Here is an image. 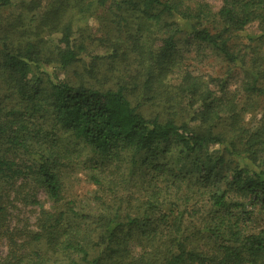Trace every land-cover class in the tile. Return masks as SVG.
I'll return each mask as SVG.
<instances>
[{"label": "trees", "instance_id": "obj_1", "mask_svg": "<svg viewBox=\"0 0 264 264\" xmlns=\"http://www.w3.org/2000/svg\"><path fill=\"white\" fill-rule=\"evenodd\" d=\"M12 4L0 0V264H264V0ZM181 40L217 75L188 65ZM172 151L223 173L200 164L158 193L137 159ZM80 155L98 188L146 197L67 200ZM17 205H41L31 226L12 221Z\"/></svg>", "mask_w": 264, "mask_h": 264}, {"label": "rangeland", "instance_id": "obj_2", "mask_svg": "<svg viewBox=\"0 0 264 264\" xmlns=\"http://www.w3.org/2000/svg\"><path fill=\"white\" fill-rule=\"evenodd\" d=\"M22 0H12L13 4L4 8L7 10L6 12H14L16 13L19 8V2ZM28 1V0H26ZM209 2L216 3L215 5H218V0H206ZM101 12V11H99ZM74 25H81L84 27L86 24L88 26L87 20H74ZM101 23V22H100ZM91 28L93 29V32L96 31V29L99 31L98 26L95 22L91 24ZM254 28L249 29L248 31H253ZM100 32H98L99 34ZM181 43V50L183 52V55L188 58L186 60L188 61V65H191L194 69L197 71H201L208 74L217 75V71L219 69V66L215 63V57L210 53L208 58H205L206 60H203L202 62H199L195 59H197V54H194L196 52L197 47L195 46H188V43H185L183 40L179 41ZM188 49V52H187ZM192 52L191 54H189ZM208 52V51H206ZM189 54V55H188ZM122 67V66H121ZM72 70H75L78 72V70H81V66H73L69 70L67 69L66 72H62V76H66V74L70 75L72 74ZM49 72H56L61 73L59 70L49 69ZM75 74H73V77ZM245 118L250 119V117L246 116ZM209 149H215L213 146L212 148L209 147ZM164 154V153H161ZM82 155H80L77 158V161L74 162V164L71 166V168H68L63 173V181L65 185V191L64 195L67 200H73L75 201V204L77 206H83V208L91 209L95 208L98 205V202L94 199V195L98 196H105V199H109L110 201L113 200L116 196L123 197L124 201L130 202L133 205L136 204L135 201L127 198V195H133L134 197H140L145 198L146 194L143 192V190L139 189L138 187H134L132 184H120L114 188V193H110L107 191V186L98 188L96 184H94L90 180V172L86 168L83 167L80 161H82ZM195 161L194 156H187L186 154L176 153L174 151L170 152L167 157H161L159 155L156 156H147V157H138L137 159V172L142 174L141 179L144 181H148L151 185L157 186V191L160 193L161 189L165 187V185L172 179L175 178L174 175H185L186 176V182H189L194 179V177L197 175L198 171L202 170L200 164H202L205 169L208 171L213 170L215 174L218 175V177L223 173L221 169L211 167V165L207 162V160L203 159V163L201 161ZM168 164L167 166L165 164ZM165 165V166H164ZM156 168H161L163 171L158 172ZM213 175V174H212ZM120 174L119 172H115L113 174V177L117 179ZM140 179V180H141ZM145 185V183H144ZM148 191V190H147ZM171 195V194H170ZM38 198L40 200L41 205L43 208H48L50 205V201L47 199V197L42 193H38ZM168 201L167 206H174L170 205L171 202H176V199L173 198L171 195V198ZM41 205L38 206H23V205H17L11 210L12 213V221L16 222L19 226L24 225L25 223L30 225L35 222L36 216L41 209ZM13 224V223H12ZM5 244H1L0 246V252L4 251Z\"/></svg>", "mask_w": 264, "mask_h": 264}]
</instances>
